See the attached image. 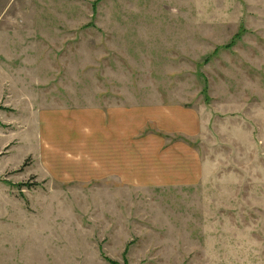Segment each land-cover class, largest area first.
Segmentation results:
<instances>
[{"label": "rangeland", "instance_id": "rangeland-1", "mask_svg": "<svg viewBox=\"0 0 264 264\" xmlns=\"http://www.w3.org/2000/svg\"><path fill=\"white\" fill-rule=\"evenodd\" d=\"M0 264H264V0H0Z\"/></svg>", "mask_w": 264, "mask_h": 264}]
</instances>
